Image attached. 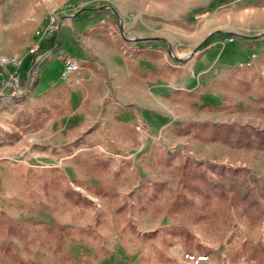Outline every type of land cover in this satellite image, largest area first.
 <instances>
[{"label":"rangeland","instance_id":"obj_1","mask_svg":"<svg viewBox=\"0 0 264 264\" xmlns=\"http://www.w3.org/2000/svg\"><path fill=\"white\" fill-rule=\"evenodd\" d=\"M74 13L95 21L79 31L77 42L68 41L76 43L78 74L57 76L54 86L32 89L19 101L12 96L7 100L11 91L3 88L1 79L10 69L0 65V130L15 132L11 137L0 134V209L18 221L49 224L50 214L36 204L43 193L35 175L56 167L95 204L80 211L56 203V213L72 231L66 242L72 264H264V251L253 252L252 259L241 247L244 242H264V225L249 232L233 220L219 233L192 227L188 242L168 231L186 226L183 217L146 213L136 218L129 208L140 193L139 183L167 179L152 164L155 148L177 156V162L187 156L248 168L264 178V153L204 142L179 131L203 122L264 129V107L257 106L252 93L241 96L231 88L235 83L226 81L238 68L255 83L258 73L264 76V0H0V62L17 57L23 63L28 56L30 63H21L23 74H28L35 56L50 46L48 39L55 33L47 32L50 17L60 24ZM142 38L156 39L148 47L154 55L129 49V40ZM62 62L58 59L55 67ZM161 65L166 68L160 70ZM36 75L41 84L40 66ZM38 93L58 96L57 103L63 99L66 114L49 117L37 127L15 126L10 120L15 109L27 105L31 112ZM76 153L83 160L89 154L113 158V170L129 161L122 173L126 180L114 186L128 206L123 214L72 184L77 174L71 157ZM32 191L38 196H31ZM55 198L59 201L58 194ZM96 211L103 214L94 218ZM86 225L89 236L80 235ZM21 249L35 264H64L52 257L49 245ZM0 264L12 263L0 255Z\"/></svg>","mask_w":264,"mask_h":264},{"label":"trees","instance_id":"obj_2","mask_svg":"<svg viewBox=\"0 0 264 264\" xmlns=\"http://www.w3.org/2000/svg\"><path fill=\"white\" fill-rule=\"evenodd\" d=\"M56 36L57 33L52 34L48 39L50 46L62 56L76 58L77 54L73 48L68 49L73 44L67 42L64 46L63 42L56 39ZM259 38H254V40ZM155 41L156 39L152 38H142L129 40L127 44H129V49H135L145 56H150L154 53L148 47ZM262 53H264V48ZM27 57L22 64L30 63ZM163 68L166 67L161 65L159 69ZM36 72V64L26 75L21 69L20 84L27 91L12 96L16 98V101L38 86L39 78ZM257 76V83H255L253 78L247 79L242 68H238L226 76V81L235 83L231 88L241 96L252 93L257 106L264 107V76L260 73ZM175 92L191 95L187 90H176ZM56 97L58 96L50 93L36 97L31 112L27 105L17 107L12 117L13 124L15 126L30 124V126L37 127L49 117L61 118L66 114L61 106L64 100L61 99L60 103H57L58 98ZM261 111L264 112V109ZM179 131L204 142L243 152L264 153V129H255L248 125L203 122L186 124L180 127ZM0 134L11 137L15 132L13 129L9 132L0 130ZM78 143L79 141L76 142ZM152 152V164L154 167L158 166L160 172L167 175V179L157 177L139 183L140 193H137L133 203L129 206L136 218L146 213L168 219L181 216L186 219L187 225L169 228L168 231L179 234L184 241L188 242L192 241V227L199 230L207 228L210 232L219 233L233 220L242 223L249 232L264 225V178L257 176L248 168L195 161L187 156L177 162V156L164 154L158 148ZM71 162L77 174L71 178L74 186L85 188L90 195L102 201L107 208L113 209L114 213L123 214L125 212L128 208L127 203L119 200V194L114 186L126 180L122 173L128 170L129 161H121L118 168L113 170V158L89 154L83 160L82 154L76 153L71 157ZM83 174H86V179H81ZM35 178L43 193L36 204L50 214V223L29 218L18 221L7 211L0 209V255L6 257L12 264H35L25 257L21 245L28 248L30 245L37 244L43 249L49 245L54 259L64 264H72L73 256L66 248V242L70 239L72 231L61 215L56 213V203L64 207H78L80 211L95 208V204L81 191L69 185L62 169L50 168L46 173L35 175ZM170 185L174 187V190L170 191ZM56 194L59 195V201L55 198ZM31 196H38L37 191H32ZM102 214L96 211L94 218ZM85 228H89V225L81 227L79 234L89 236V231ZM154 234L153 231L145 236L149 237ZM241 247L243 251H248L253 259V252L264 251V242H257L253 245H247L244 242Z\"/></svg>","mask_w":264,"mask_h":264},{"label":"crops","instance_id":"obj_3","mask_svg":"<svg viewBox=\"0 0 264 264\" xmlns=\"http://www.w3.org/2000/svg\"><path fill=\"white\" fill-rule=\"evenodd\" d=\"M64 16H67V15H63L61 17L63 18ZM63 19H64L63 22L58 24L55 33H57L56 39L58 41L63 42L64 46L66 45L68 41H71V40L73 42H77L76 37L79 35V31H82L83 28L90 29L91 26H93V22H95L93 21V18L83 20L82 13H76L75 15H73L72 18L68 17V18H63ZM75 44L76 43L69 46L68 49L76 47ZM64 57L65 56H62L59 52L56 51V49L50 46L43 49L42 52H40L37 56H35L31 65L36 64L37 66L41 67V82H40L41 84L37 86L38 88L44 89L50 86H54L56 84V83L54 84L53 82H56L55 80L58 79L57 76H60L61 67L56 68L55 64H57L58 66L57 60L58 59L62 60ZM49 59L50 61H48ZM43 89H41L40 92H42ZM11 96L13 95L9 93L8 95L5 96V98H7L8 100L10 99L9 97ZM10 120L12 121V117H10Z\"/></svg>","mask_w":264,"mask_h":264},{"label":"built area","instance_id":"obj_4","mask_svg":"<svg viewBox=\"0 0 264 264\" xmlns=\"http://www.w3.org/2000/svg\"><path fill=\"white\" fill-rule=\"evenodd\" d=\"M57 26L58 23L55 16H51L47 25V32L49 34L55 32ZM21 63L22 61L17 57L2 59L0 62L1 67L3 68L9 67L10 69L9 72L7 71L8 74L2 77L1 84L3 85V88L5 87L9 89L13 96L20 95L21 93H24L26 91L25 89L22 88L20 84V79L22 74ZM246 64L249 65V63ZM79 71H80V64L77 59L71 56H67L63 58V62L61 65V72H60L61 77L66 78L71 75H76L79 73Z\"/></svg>","mask_w":264,"mask_h":264}]
</instances>
